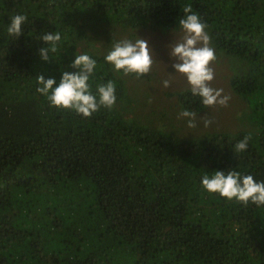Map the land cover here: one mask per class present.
<instances>
[{
  "label": "trees",
  "instance_id": "trees-1",
  "mask_svg": "<svg viewBox=\"0 0 264 264\" xmlns=\"http://www.w3.org/2000/svg\"><path fill=\"white\" fill-rule=\"evenodd\" d=\"M186 4L213 45L240 59L228 58L226 74L250 115L234 133L180 139L173 122L145 125L139 117L161 111L146 113L154 72H117L93 46L108 37L94 22L156 34L180 26ZM17 14L27 17L19 38L7 33ZM52 32L61 41L44 61L38 38ZM80 54L96 61L93 94L116 86L114 106L91 117L37 92L38 75L58 84ZM175 94L185 109L205 108L190 90ZM216 170L264 181V0H0V264H264V206L204 190Z\"/></svg>",
  "mask_w": 264,
  "mask_h": 264
},
{
  "label": "clouds",
  "instance_id": "clouds-1",
  "mask_svg": "<svg viewBox=\"0 0 264 264\" xmlns=\"http://www.w3.org/2000/svg\"><path fill=\"white\" fill-rule=\"evenodd\" d=\"M184 17L179 20L183 31L180 42L170 48V58L173 59L172 67L175 72L183 74L194 96H199L205 107L220 105L226 107L230 96L222 95L223 89H215L210 86L214 79V70L210 63L216 59L215 51L210 47V37L206 32V24L203 23L198 13L192 10L191 4L183 8ZM27 17L17 14L10 18L7 27L9 36L19 38L22 32V24ZM38 39L47 44L39 50L41 59L48 61L50 53L57 51V44L61 41L59 32L44 33ZM117 72L125 75L135 74L137 78L143 77L151 70L153 63L149 51V44L146 39L131 41L128 39L116 42L112 49L104 57ZM75 72H62L59 83L54 77L45 78L43 74L37 76L40 85L37 92L46 97L51 107L57 109L74 110L83 117H91L101 107L111 109L116 102V86L113 81L97 86L93 94L88 83L96 68V61L88 54L76 55L71 63ZM164 87H169L170 81H163ZM196 113L187 109L179 113V117L188 118L189 128H195ZM178 117V118H179ZM205 127H208L212 120L203 117ZM250 136H245L235 146V152H243L248 147ZM201 185L209 193H218L227 200H237L244 205L250 202L257 207L264 206V181L257 182L252 175H242L238 171L216 170L214 175H204Z\"/></svg>",
  "mask_w": 264,
  "mask_h": 264
},
{
  "label": "rangeland",
  "instance_id": "rangeland-1",
  "mask_svg": "<svg viewBox=\"0 0 264 264\" xmlns=\"http://www.w3.org/2000/svg\"><path fill=\"white\" fill-rule=\"evenodd\" d=\"M93 24L94 29L104 28L108 32V37H96V41L92 42L95 44L93 46L102 47L104 45V47L100 50V52L104 53H99V55L107 54L116 42L124 39L131 41H135L137 39H146L149 44L150 54H153L154 52L168 53L157 56L155 66H151L150 72H154L155 81H145L147 86L151 89V95L148 96V102L146 103V113L151 105L155 108L157 107L161 109L159 113L152 116L144 115V117H139L145 125H152L155 126L156 129L164 131L167 130L166 125L170 122H173L176 125L173 134L180 139H190L198 132L202 133L215 129H218L219 133L222 132L220 131L222 129L229 130L225 132L234 133L235 131L239 130V125H242L244 122H249L250 111L249 109H245L246 106L240 99L241 96L232 91L229 84L230 76L226 74V71L228 70V58L232 60V65L239 64L240 59L238 57L225 55L223 53L224 51L217 49L211 40L210 47L214 49L216 59L210 63V67L214 70V79L210 82V86L215 89H223L222 95L230 96V100L228 101L226 107L216 105L214 107H205L202 110H199V108L197 111L194 110L196 113V127L189 128L187 124L188 118L179 117V113L185 108H183L184 106L179 103V99H177L178 97L176 96L175 92L188 90L191 91V86L183 74L175 72V69L172 67L174 61L172 58H170L169 54L172 45L182 40L183 31L181 27H172L170 29H164L163 27H160V31L162 33L165 32V34L168 35L165 38L161 35V32H159L158 29H156V31L159 33L154 34L149 28L139 27L134 28L133 32H129V30H123L117 35L119 31V25H102L95 22ZM88 37L90 39L92 37L91 30L88 31ZM87 51L89 52V50ZM164 80L170 81L169 87H164ZM156 83H158L159 86V93L155 92L153 89ZM165 90L170 92L169 96L167 94H163ZM205 115L207 118L212 120V123L208 127H205L203 123V117H205Z\"/></svg>",
  "mask_w": 264,
  "mask_h": 264
}]
</instances>
